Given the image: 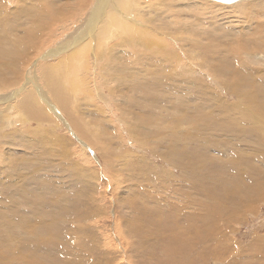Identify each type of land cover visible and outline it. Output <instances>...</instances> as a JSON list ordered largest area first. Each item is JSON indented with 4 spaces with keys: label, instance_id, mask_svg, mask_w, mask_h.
I'll list each match as a JSON object with an SVG mask.
<instances>
[{
    "label": "rangeland",
    "instance_id": "374dc122",
    "mask_svg": "<svg viewBox=\"0 0 264 264\" xmlns=\"http://www.w3.org/2000/svg\"><path fill=\"white\" fill-rule=\"evenodd\" d=\"M45 1L19 0L12 8L19 11L10 8L11 0L0 1V48L6 49L5 55L17 45L22 71L18 87L32 89L44 109L41 111L48 117L35 121L21 109V123L7 129L5 135L0 133V264H264V199L254 202L249 211H243L244 202L238 204L234 196H227L238 186L243 194L244 182L240 176L244 171L254 172L258 167L264 170V136L258 138L261 143L258 139L251 140L256 142L260 156H253L250 165H225V170L219 166L214 172L215 167L190 165L189 172V168L176 164L175 158L165 159L163 155L172 151L168 145L151 141L158 137L152 134L147 139L141 138L138 131L131 130V124L137 122L138 128L145 124L135 113L140 107L141 114L153 124L147 128L162 125L165 133H170L173 127L193 130L191 123L172 125L171 121H164L157 103L166 95L178 96L187 89L157 86L155 81L150 86V80L145 81L148 86L136 85L146 77L130 85L127 80L118 83L117 78L109 81L102 69L112 62L109 54L97 64L98 53L92 48L87 58L82 53L67 58L70 52L80 48L78 45L42 60L41 53L55 47L63 38V31H73V25L81 20L80 14L75 22L59 23L51 36L53 22L58 23L51 19V14L48 20L32 18L31 14L35 11L39 17L47 18L50 11H45L48 8ZM154 1L160 6L161 0ZM193 1L225 8L216 12L198 8L202 18L219 20L225 16L222 11L234 12L236 5L247 0L231 4ZM129 14L131 24L144 30L135 35L142 42L135 44L137 49L151 53L158 48L175 59L165 71L166 76L154 61L145 60L142 69L151 65L153 75L160 80L185 72V78L203 81L206 85H201L217 91V97L226 99V103L238 102L221 81L200 68L191 66L174 72L176 63L186 60L187 52L181 50L186 43L179 38V41L175 39L176 44L172 35L152 31L141 14ZM9 38L16 44H11ZM111 41L117 42L116 38ZM38 50L41 52L37 54ZM63 58L68 61L62 80L68 91V110L47 96L48 89H43L46 102L37 90L43 86L38 76L40 70L36 68L38 62L51 65ZM244 88L250 97L239 108L246 111L252 122L264 124V104L262 111L251 102L259 100L257 95L262 94L263 98V93L250 85ZM122 94L135 95L137 105L143 104L142 109L136 104L131 106L132 103L125 108L117 105L116 97ZM207 101L211 98L205 97L201 103ZM9 114L3 117L6 122L11 121ZM74 121L90 141L73 128ZM208 170H211L208 180L198 178L199 172L205 174ZM230 181L235 186L228 187Z\"/></svg>",
    "mask_w": 264,
    "mask_h": 264
},
{
    "label": "bare ground",
    "instance_id": "6f19581e",
    "mask_svg": "<svg viewBox=\"0 0 264 264\" xmlns=\"http://www.w3.org/2000/svg\"><path fill=\"white\" fill-rule=\"evenodd\" d=\"M18 1L11 0L10 8L12 9L17 5ZM61 1L64 2L61 3L60 0H46L45 5L48 8L45 11H50L46 13L47 18L45 16L39 17V12L36 13L35 11L31 13L32 18H45L48 20L50 13L51 19L58 22H53L49 30L51 36L54 35L55 30L61 22L65 21L63 23L64 25L72 20V22H75V19L80 14L79 18L81 22L79 21L80 24L78 25H73V31L69 33L63 31V38L57 41L56 46L49 47L41 53L43 55L41 57L42 60L54 57L61 52L66 53L71 46L78 45L80 48L70 52L67 58H73L77 53L80 55L82 53L87 58L89 49L92 48V50H96V55L98 53L96 57L97 64L99 61L101 62V58L105 54H109L112 62H108L107 65L102 67L109 81L117 78L118 83L122 80H127L130 85V83L139 82L146 77L144 81L136 85H140L141 87L146 86L148 81L146 83L145 81L150 80V86L155 81L157 86L174 87L178 90L187 89L184 93H178V96L166 95L161 102L157 103L160 106L159 113L165 119L164 121H171L170 123L172 125H175V122H181L182 124L191 123L194 126L193 130L188 131L183 128L178 129L173 127L170 133H165L162 131L164 128L162 125L147 128L146 126L149 127L153 124H151L148 117L141 114L140 107L137 108L135 113L144 120L145 124L140 128L136 127L137 122L135 121L131 124V130L134 132L138 131L141 134V138L143 137L144 139L152 135L158 136L150 140L156 141V144L168 145L172 151L170 152L171 154L167 153L168 155L162 153L165 154L163 155L165 159L167 157L175 158L176 164L186 168H189L190 165H205L206 168L215 167L212 169L214 172L219 166L225 170V165H250L253 156L256 158L260 156L258 146L254 144L255 141L251 140H256L264 136V124L258 125L252 122L247 118L246 111L240 109L239 106L250 97V92L244 88L245 85L255 87L264 95V0H247L241 2L236 5L234 12L222 11L221 13H224L225 16L219 20H206L202 18L198 15L199 9L202 8L204 11L216 12V10L221 11L219 9L225 8L215 7L193 0H161L160 6H157L153 0L149 2H143L141 0ZM237 1L240 0H236L235 2ZM215 2L220 3L218 1ZM12 10L19 11L16 8ZM131 12H136L138 15L141 14L145 25L149 26L152 31L160 32L161 35L165 36L172 35L174 40L178 39V41L181 38L186 43L181 47V50L187 52L186 60L176 63L173 69L174 72L179 68L191 66L200 68L209 73L210 76H214V78L221 81L224 88L230 94H235L238 102L226 103V99L222 100L220 97H217V94H215L217 91L213 90V92L204 86L206 84L202 83V80L201 83H198L193 82L196 79L190 81V77L185 78V72L182 74L184 77L179 73L173 72L174 76L169 80H160L153 75L151 65L142 69L140 66L145 60L150 62L154 61L157 63L155 66L159 71H162V75L166 76L165 71L169 69V65L175 59H170L169 53L160 51L158 48L153 49L151 53H147L135 47L137 42L142 43L140 40H137L135 35L144 30L131 24L129 14ZM16 17L17 15L14 18L12 17L15 23ZM0 19L2 20L1 13ZM6 21L5 23H7ZM40 23L41 25L44 24L43 22ZM64 25L61 27H64ZM68 28L66 27L65 29ZM12 37H15V35ZM3 38H6V36ZM114 38H116V43L111 41ZM15 41L17 40L15 39ZM110 41L112 42L111 44H109ZM175 41L177 44L178 41ZM9 42L12 44L14 40L9 38ZM155 44L157 45L158 43ZM150 45L152 46L151 43ZM12 47L13 49L11 48V50L8 47L9 52L5 55L4 51L6 49L0 48V59L4 55V62L0 61L1 135H5V131L15 126L16 123H21L20 111L22 110L24 112L26 111L27 113H25L30 115L35 121L45 120L44 118H46L43 111H41L44 110L41 109V102L34 96L36 93L27 87L23 89L18 87L22 80V71L20 68L21 51H18L17 45L16 47ZM157 47H160V44ZM134 49H136V52H134ZM39 52L41 50H38L37 54ZM174 56L176 57V55ZM32 58L33 56L30 60ZM66 62L68 61L64 58L58 61V63L55 62L51 65L39 64L38 62V66L36 67L40 70L38 76L40 83L43 84L42 89L36 86L41 97L46 102V91L44 90L48 89L49 93L47 96L51 100L58 102L57 104L64 110L69 109L68 91L63 87L62 81L65 79V75L63 74L64 68L68 66L65 65ZM255 63L258 65V68L254 67L256 65ZM25 66L27 67V65ZM70 66H73L71 60ZM196 90L198 94L195 92ZM20 94L23 96L18 98ZM134 96L132 94H122L116 97L117 105L123 108L130 106V103H132L131 106L137 105V97L134 98ZM205 97H210L211 101L202 104L201 102ZM261 97L262 94L260 96L257 95L259 100H252L251 102L257 104L262 110L264 97ZM142 105L138 104L137 106H141L142 109ZM143 107H146V105ZM164 110H167L165 114L163 113ZM5 114H9L8 118L11 119L10 122H6V118H3L6 116ZM26 118L28 120L27 116ZM73 128L81 131V136L90 141L88 137L84 136L81 127L75 121L73 122ZM224 138H227L226 141L223 140ZM183 140L186 142L184 143ZM258 140L261 143V139ZM188 158L189 160H187ZM189 170L191 172V168ZM208 174H211V170H208L205 174L199 172L197 176L199 179L208 180ZM240 181L244 182L242 187L243 194H240L241 190L238 186L235 190H232V195L227 194V196H234L238 204L244 202L243 211H249L250 206L254 202H260L264 199V170L258 167L254 172L244 171L243 176H240ZM227 186L231 187L235 186V184L230 181ZM223 214L229 216L228 213ZM4 223L13 224L11 221H5Z\"/></svg>",
    "mask_w": 264,
    "mask_h": 264
},
{
    "label": "water",
    "instance_id": "95a60500",
    "mask_svg": "<svg viewBox=\"0 0 264 264\" xmlns=\"http://www.w3.org/2000/svg\"><path fill=\"white\" fill-rule=\"evenodd\" d=\"M215 1H218V2H220V3L229 4V3H233V2H235L236 0H215Z\"/></svg>",
    "mask_w": 264,
    "mask_h": 264
}]
</instances>
